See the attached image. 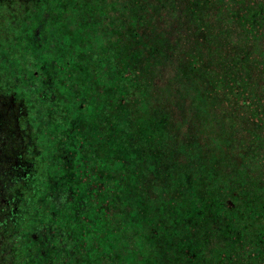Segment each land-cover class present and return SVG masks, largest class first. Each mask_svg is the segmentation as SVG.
I'll return each instance as SVG.
<instances>
[{
	"label": "trees",
	"instance_id": "16d2710c",
	"mask_svg": "<svg viewBox=\"0 0 264 264\" xmlns=\"http://www.w3.org/2000/svg\"><path fill=\"white\" fill-rule=\"evenodd\" d=\"M100 1L0 0V264H264V0Z\"/></svg>",
	"mask_w": 264,
	"mask_h": 264
},
{
	"label": "rangeland",
	"instance_id": "374dc122",
	"mask_svg": "<svg viewBox=\"0 0 264 264\" xmlns=\"http://www.w3.org/2000/svg\"><path fill=\"white\" fill-rule=\"evenodd\" d=\"M100 4L101 7H98L94 13V28H95L94 31H97L98 33L102 30H108L109 28L112 27H116L117 29H121L122 27H125L124 23L127 22L126 10L124 9L120 10L115 8L113 3H110L108 0H102L100 1ZM133 24L134 22L132 20L128 21V26H132ZM118 40H120V38L118 36H115L111 41L114 44L118 42ZM262 50H264V45L262 47ZM261 78L263 79V83H264V72L261 73ZM214 134H209L204 139V143H205L204 147L208 150L209 156H211L212 154L211 151L215 149L213 145H216L220 150L219 155L221 158H224L226 154L227 157H229V162H227L228 165H241L240 161L237 159V156L241 157L242 156L241 152L245 154V150L241 146H238V141L235 142V140L232 139L231 146L230 145L222 146L221 139H219V141L216 143L217 139L216 140L214 139L216 138ZM223 164L225 165V162ZM131 247L134 248L136 247V245L131 243ZM146 248H148L147 244H146Z\"/></svg>",
	"mask_w": 264,
	"mask_h": 264
}]
</instances>
